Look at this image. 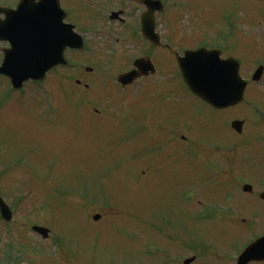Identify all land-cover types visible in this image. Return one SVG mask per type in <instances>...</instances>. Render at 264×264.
<instances>
[{
  "label": "rangeland",
  "instance_id": "obj_1",
  "mask_svg": "<svg viewBox=\"0 0 264 264\" xmlns=\"http://www.w3.org/2000/svg\"><path fill=\"white\" fill-rule=\"evenodd\" d=\"M176 2L169 1V17H177L178 11L182 17L186 14L181 22L186 30L195 19L223 24V12L231 10L235 24L255 25L249 29L264 42V0H184L180 10ZM185 3H193L197 12L184 8ZM96 40V51L101 53L98 46L105 39L96 36ZM254 41L249 45L255 47ZM126 50L131 52L132 47ZM91 51L74 54L73 67L75 63L96 67L98 62L89 61ZM101 54L103 61L94 57L102 61L103 71L80 78L91 91L76 85L80 73L73 68L58 70L44 85L28 84L22 105L7 102L9 92L0 91V192L14 210L11 229L0 221V264H6L7 253L16 264H183L195 254L198 261L193 264H236L245 242L264 229V202L230 190L232 179L222 172L232 170L234 178L244 174L264 179V164L235 156L231 164L221 165L222 155L202 149L205 143L211 144L209 148L228 146L233 135L228 122L242 116L244 108L217 111L187 91L175 107L179 103L168 101L166 90L150 86L139 93L125 92L115 82L116 65L124 61L109 50ZM254 54L261 55L256 50ZM155 55L171 62L163 50ZM71 75L74 79H68ZM5 87L2 81L0 88ZM42 95V102L35 105ZM88 101L106 115L87 109ZM109 111L128 115L118 117ZM171 113H179L178 126L192 125L198 143L170 144L169 131L175 126L158 124V119L165 121ZM235 145L240 158L249 156L237 141ZM59 191L71 195L67 198ZM224 193H231L239 210L254 217L255 227L233 221L193 222L197 195L205 204L216 205L225 199ZM83 194L89 197L84 200ZM95 214L102 215L99 222L93 220ZM34 224L51 229L48 240L32 231ZM185 231L212 247L205 251L216 252L201 256L203 252H194L199 250L182 247L177 238L183 241ZM12 239L15 252L7 247Z\"/></svg>",
  "mask_w": 264,
  "mask_h": 264
},
{
  "label": "flooded vegetation",
  "instance_id": "obj_2",
  "mask_svg": "<svg viewBox=\"0 0 264 264\" xmlns=\"http://www.w3.org/2000/svg\"><path fill=\"white\" fill-rule=\"evenodd\" d=\"M162 1L164 2L166 0ZM19 4L20 0H0V64L4 61L6 52L13 50L11 40L17 43L21 42L23 38L21 25L24 23L22 21H20L19 32L13 26L11 33L10 27L5 26L10 24L7 13L11 14L9 10H16ZM62 5L67 11V22L75 25L77 31L80 33L89 31L96 35V31L98 29L101 30L102 27L109 25V28H112L109 33L105 32L104 44L98 46L101 53L104 50L111 49V53L115 54L117 52L116 48H119L120 45L127 47L129 45L128 43H131L133 54L130 58L133 59V62L138 58L152 59L158 70L153 76L165 81L164 83L167 85H177L172 90L179 93H173V95L177 96L176 99L180 103H182V99L185 100L183 94L187 89L183 86L184 82L177 60L178 55L184 56L185 52L190 49L207 47L209 49H220L222 58L224 59L229 57H236L241 60H244L243 57L250 59V69L242 72V77L247 82L245 101L242 105L228 109L229 111H237L240 108H244V114L242 116L235 117L231 120L233 122L235 119H242L244 125L242 131L239 133L232 130L234 134L228 140V151L220 159V164H231L236 159L235 156L239 161L244 159L248 162H253L255 159L264 164V72L259 74V79H254L256 70L260 66H264V45L256 49L252 47L261 54L260 56H255V50L252 52L251 45H249V38L247 39L242 35L243 39H238L236 43V30L232 25H222L221 28L215 29L211 25L191 24V29L186 30L184 29V24H170L167 21L158 25V31H160L163 45L156 48L143 37L141 31V17L146 9L144 4L132 0H62ZM116 12H120L121 15L116 17L115 20H112ZM97 35L102 37L100 34ZM86 42L90 46L89 49L93 50L91 53L101 60V53L96 51L97 41L88 39ZM112 44L115 47L114 49H112ZM156 49L165 51L171 62L166 63L158 60L155 55ZM247 54L248 56L246 57ZM94 56H90V60L91 58L96 60L97 58ZM125 58L129 61L131 60L127 54ZM88 68L84 67L85 70ZM91 69V73L96 72L93 68ZM1 78L9 80V78L4 76H1ZM176 80L179 82L175 83ZM189 94L192 95L191 93ZM193 97L196 98L195 96ZM196 99L205 104L200 99ZM181 138L182 140H187L185 136H181ZM236 141L246 151V156L249 155L248 157H239L238 146H233V143ZM231 171H228L229 173L222 172V176L226 174L232 179V188L230 190L236 189L240 191L244 190V186L250 185L252 186L250 192H244L243 195L255 197L264 202V179L253 180L249 175L244 174H240L239 178H234L235 174L231 175ZM225 195L230 197L229 193ZM204 212V215L203 212H199V218L221 219L224 221H233L234 223L247 222V218L241 215L242 210H239L238 202L234 200L232 205L229 203L226 205L216 204L208 207ZM253 215L259 219L257 214ZM249 217L251 218L253 216L250 215Z\"/></svg>",
  "mask_w": 264,
  "mask_h": 264
},
{
  "label": "water",
  "instance_id": "obj_3",
  "mask_svg": "<svg viewBox=\"0 0 264 264\" xmlns=\"http://www.w3.org/2000/svg\"><path fill=\"white\" fill-rule=\"evenodd\" d=\"M158 3V1H150V12L144 15L143 21V31L145 36L155 43H158L159 39L154 32L155 26L153 19L155 20V17H153V13L158 9L163 11ZM26 7L29 12V22L27 24H35V18L40 21V17L44 13L48 14L44 15V20H42V23L40 21L38 26L39 32L42 35V41L39 42L37 46H32L30 42H27L20 58L16 60L7 58L0 67V73L10 76L15 88H20L22 84L29 79L43 81L48 71L59 64L67 63L64 56L67 47L73 46L74 48H82L84 46L80 37L75 36L71 28L64 24V17L61 14L59 0H40V3L37 4L35 3V0H26ZM46 9L47 11H44ZM57 13L58 18L56 17ZM17 14H19V11ZM30 16H33L34 18H30ZM51 16L54 17L52 20ZM150 17L152 21L150 26H148L147 19ZM40 26H42V29ZM27 31L29 33L30 29L28 28ZM52 34H55V36H52ZM189 61H195L203 65H209L210 62H215L218 65L226 66L229 70L231 86L225 90H214L201 83H197L196 80L189 76L185 67L186 63ZM180 64L184 73V78L190 89L214 107L225 108L234 106L243 101L245 84L240 77V64L237 60H221L218 52L201 49L188 52L187 56L183 58V60H180ZM137 65L139 66V63H137ZM141 69L145 71L148 70V67L143 64ZM139 76L140 74L137 71H132L120 76L119 81L124 85L131 84ZM240 126V122H234V127L237 128ZM0 205L3 216L8 220L11 219L12 213L9 207L2 200H0ZM98 218L99 217H96V219ZM35 230L41 232L44 236H46L48 232L43 228H35ZM253 260H264V237L249 246L241 254L238 264H248ZM192 261L193 259L187 260L186 264H189Z\"/></svg>",
  "mask_w": 264,
  "mask_h": 264
},
{
  "label": "snow or ice",
  "instance_id": "obj_4",
  "mask_svg": "<svg viewBox=\"0 0 264 264\" xmlns=\"http://www.w3.org/2000/svg\"><path fill=\"white\" fill-rule=\"evenodd\" d=\"M186 69L197 83H201L214 90H225L231 86L229 70L224 65L210 62L203 65L195 61L186 63Z\"/></svg>",
  "mask_w": 264,
  "mask_h": 264
}]
</instances>
